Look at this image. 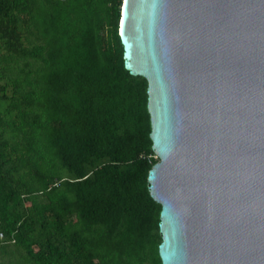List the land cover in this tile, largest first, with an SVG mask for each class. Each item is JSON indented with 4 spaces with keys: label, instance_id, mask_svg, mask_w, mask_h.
<instances>
[{
    "label": "trees",
    "instance_id": "trees-1",
    "mask_svg": "<svg viewBox=\"0 0 264 264\" xmlns=\"http://www.w3.org/2000/svg\"><path fill=\"white\" fill-rule=\"evenodd\" d=\"M121 4L0 0V264H161Z\"/></svg>",
    "mask_w": 264,
    "mask_h": 264
},
{
    "label": "water",
    "instance_id": "water-1",
    "mask_svg": "<svg viewBox=\"0 0 264 264\" xmlns=\"http://www.w3.org/2000/svg\"><path fill=\"white\" fill-rule=\"evenodd\" d=\"M147 81L161 264H264V0H122Z\"/></svg>",
    "mask_w": 264,
    "mask_h": 264
},
{
    "label": "built area",
    "instance_id": "built-area-1",
    "mask_svg": "<svg viewBox=\"0 0 264 264\" xmlns=\"http://www.w3.org/2000/svg\"><path fill=\"white\" fill-rule=\"evenodd\" d=\"M3 237H4L3 233L0 232V240H3ZM9 241L14 242V238H11Z\"/></svg>",
    "mask_w": 264,
    "mask_h": 264
}]
</instances>
